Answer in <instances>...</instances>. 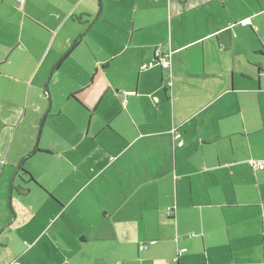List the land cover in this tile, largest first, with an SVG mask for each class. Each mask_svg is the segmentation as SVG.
I'll use <instances>...</instances> for the list:
<instances>
[{"label":"crops","instance_id":"0c3cea01","mask_svg":"<svg viewBox=\"0 0 264 264\" xmlns=\"http://www.w3.org/2000/svg\"><path fill=\"white\" fill-rule=\"evenodd\" d=\"M257 161L264 0H0V264H264Z\"/></svg>","mask_w":264,"mask_h":264},{"label":"built area","instance_id":"2783aa9c","mask_svg":"<svg viewBox=\"0 0 264 264\" xmlns=\"http://www.w3.org/2000/svg\"><path fill=\"white\" fill-rule=\"evenodd\" d=\"M244 23H247L246 21H243ZM171 51L170 49L164 51V52H161L160 50H156L155 53H154V57L155 59L159 62V64L161 65V67L164 69V70H169L170 68V57H171ZM171 79H169V82H168V86H171ZM172 133H173V136L174 138H177V134H176V130L175 128H173L172 130ZM182 144L181 141L178 142V145L180 146ZM252 166L257 169V168H264V161H257V162H252ZM170 211H171V208L168 207L166 209V212L167 214H170ZM143 248H146V245L143 244L140 246V249H143ZM185 251V249H180L178 251V255L182 254L183 252ZM8 264H20L19 261L17 260H13L11 262H9Z\"/></svg>","mask_w":264,"mask_h":264},{"label":"trees","instance_id":"16d2710c","mask_svg":"<svg viewBox=\"0 0 264 264\" xmlns=\"http://www.w3.org/2000/svg\"><path fill=\"white\" fill-rule=\"evenodd\" d=\"M169 49V48H168ZM156 50H160L161 52H164V51H166V50H164V51H162L159 47H156L155 48V50H154V53H155V51ZM155 61L156 62H158L156 59H155ZM159 63V62H158ZM160 65V64H159ZM161 66V65H160ZM166 72H167V75H168V79H171V74H169V70H165ZM74 95H72V97H73ZM34 152L35 153H44V151H41V150H39V149H37L36 148V150H34ZM46 152V151H45ZM22 171V174H25L26 175V177L29 179V182H31L33 185H35L36 187H38V188H40V189H42L41 187H40V185L33 179V177H31L30 176V174L29 173H27V172H25L24 170H21ZM21 173L19 174V178H21L22 180H23V178H22V175ZM24 182H28V180L27 179H24ZM43 190V189H42ZM44 191V190H43ZM45 192V191H44ZM47 193V192H46ZM49 195V194H48ZM50 196V195H49ZM52 199V198H51ZM54 200V199H53ZM171 208V207H170ZM173 211V209L171 208V211L170 212H172Z\"/></svg>","mask_w":264,"mask_h":264}]
</instances>
